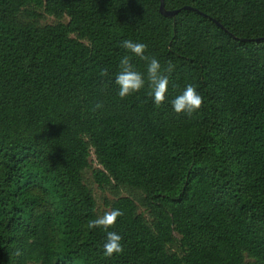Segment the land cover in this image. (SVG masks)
<instances>
[{"label": "trees", "instance_id": "1", "mask_svg": "<svg viewBox=\"0 0 264 264\" xmlns=\"http://www.w3.org/2000/svg\"><path fill=\"white\" fill-rule=\"evenodd\" d=\"M159 6L0 0V264H264V0ZM125 39L175 65L160 106L118 95L125 54L147 79ZM189 83L203 105L177 114Z\"/></svg>", "mask_w": 264, "mask_h": 264}, {"label": "clouds", "instance_id": "2", "mask_svg": "<svg viewBox=\"0 0 264 264\" xmlns=\"http://www.w3.org/2000/svg\"><path fill=\"white\" fill-rule=\"evenodd\" d=\"M120 46L147 62V79H145L143 73L135 70L130 57L125 54L120 59L119 72L114 78V83L118 86V95L124 98L132 93L139 92L147 83L152 102L156 106L163 104L169 85V77L165 72L170 74L174 70L175 65L171 61H168L167 67L162 70V66L157 58L145 55L147 45L143 42L125 39L121 42ZM99 75L102 77L108 76V70L106 68L101 69ZM203 102V97L191 83L187 84L183 91L170 101L173 110L177 114L183 113L187 116H192L193 113L199 110ZM96 107L99 108L102 105L97 103ZM123 214V211L120 209L105 211L103 215L90 221L88 228L101 227L107 230L115 225L117 218ZM121 241L122 236L120 234L115 231H107L106 239L102 245L103 254L111 257L114 254L122 253L124 249Z\"/></svg>", "mask_w": 264, "mask_h": 264}, {"label": "rangeland", "instance_id": "3", "mask_svg": "<svg viewBox=\"0 0 264 264\" xmlns=\"http://www.w3.org/2000/svg\"><path fill=\"white\" fill-rule=\"evenodd\" d=\"M41 21L42 23H54L56 20L52 16L44 15ZM86 178H87L88 184L93 189L99 209H102L103 208V197L104 196L112 197V196L108 192H102L100 189H98L97 185L91 182L89 173L86 174ZM123 194H126V193L124 192Z\"/></svg>", "mask_w": 264, "mask_h": 264}, {"label": "water", "instance_id": "4", "mask_svg": "<svg viewBox=\"0 0 264 264\" xmlns=\"http://www.w3.org/2000/svg\"><path fill=\"white\" fill-rule=\"evenodd\" d=\"M159 10L164 16H172V15H174L176 13V10L175 11H167V10H165L164 7H163V0H160ZM215 23L218 24L219 26H221L217 21H215Z\"/></svg>", "mask_w": 264, "mask_h": 264}]
</instances>
